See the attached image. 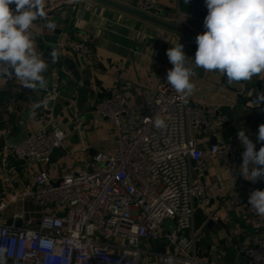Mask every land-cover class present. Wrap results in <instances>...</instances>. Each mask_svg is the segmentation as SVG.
I'll use <instances>...</instances> for the list:
<instances>
[{"label":"built area","instance_id":"1","mask_svg":"<svg viewBox=\"0 0 264 264\" xmlns=\"http://www.w3.org/2000/svg\"><path fill=\"white\" fill-rule=\"evenodd\" d=\"M72 3L83 5L86 11L93 7L90 0ZM134 7L150 15L160 12L157 0H136ZM45 11L48 16L50 10ZM69 49L91 57L87 39L69 44ZM45 94L55 99L60 88L54 84L51 91L45 88ZM96 111L114 128V146L89 154L84 169L55 180L44 167L27 186L6 173L8 194L0 202V246L7 248V264H142L146 255L156 264H201L195 236H184L194 227L197 205L207 202L208 187L204 180L194 179V173L205 170L206 161L214 157L233 183L240 178L237 136L202 150L192 135L193 131L214 130L220 123V108L193 104L188 96L175 93L163 76L153 90L144 93L141 103L130 104L114 88L109 98L96 105ZM156 117L166 126L156 127ZM0 135L5 137L7 130H0ZM55 149L70 154L65 133L46 125L21 144L6 146L3 164L6 168L12 157L47 166ZM27 203L36 205L38 211L15 212L9 225L7 210ZM230 204L238 206L242 199L234 198ZM166 221L176 229L165 230ZM42 240L51 241L52 247H42ZM241 253L249 264H264L261 239Z\"/></svg>","mask_w":264,"mask_h":264},{"label":"crops","instance_id":"2","mask_svg":"<svg viewBox=\"0 0 264 264\" xmlns=\"http://www.w3.org/2000/svg\"><path fill=\"white\" fill-rule=\"evenodd\" d=\"M72 1L45 0V10H50V13L43 21L34 22L30 31L37 50L43 54V37L61 30L60 44L64 47V56L73 59L80 70L92 72L90 88L80 86L78 90H71L68 78L54 76V84L59 86L60 94L55 98L56 106L48 116L45 97L40 103L36 102L42 89L33 91L23 88L11 77H4L0 83V130H7L4 137L6 146L19 145L31 133L53 125L65 133L70 154L47 166L16 161L10 157L5 168L4 149L0 148V202L7 200L8 191L4 183L7 172L21 186L32 185L37 171L44 167L53 179L58 180L67 173L84 169L89 154L112 149L116 132L99 117L96 105L109 98L114 88H118L130 104L141 103L144 93L153 90L159 79L172 68L166 56L167 49L182 43L180 36L151 24L143 23L137 29V19L103 4L92 1L91 11H86L83 5L74 7ZM157 2L162 15L177 23L178 0ZM47 22H55L57 28L49 31ZM84 39L88 40L90 58L69 49V44ZM193 46L190 42L183 49L189 63H193L195 56ZM194 72L192 81L196 89L188 96L189 100L201 107L220 108V123L214 130L192 132L200 148L208 150L212 145L228 142L237 136L239 129L244 128L256 144V150H259L262 144L257 142L256 134L259 125L264 123V97L259 101L257 97L264 94V78L253 77L249 82L229 84L218 71L195 68ZM240 146L239 167L244 151L241 143ZM239 177V181L233 183L221 161L214 157L206 161L205 170L194 173V179L204 180L208 187L207 202L197 205L194 227L184 236H195L201 264H249L248 257L241 250L258 239L264 242V217L257 215L248 204L253 190H264V180L252 183L240 174ZM238 197L242 199V204L232 206L230 201ZM23 210L34 212L38 208L32 203L12 206L6 212L7 222L13 221L15 212ZM210 222L214 226L222 222L226 228H208ZM208 246H211L210 251ZM142 264H156V261L146 255Z\"/></svg>","mask_w":264,"mask_h":264},{"label":"clouds","instance_id":"3","mask_svg":"<svg viewBox=\"0 0 264 264\" xmlns=\"http://www.w3.org/2000/svg\"><path fill=\"white\" fill-rule=\"evenodd\" d=\"M205 4V31L195 38L193 63H189L180 42L166 51L172 65L166 74L167 83L183 97L196 89L192 81L195 68L218 71L229 84L264 78V0H205ZM46 16L45 0H0V77H14L23 88L33 91L46 87L43 73L49 64L37 50L30 31L34 22ZM46 28L54 31L57 24L47 22ZM50 55L55 58L57 51L53 49ZM262 97L264 94L257 101ZM155 125L166 126L160 117H156ZM256 137L262 144L259 150L244 128L237 133L244 148L238 172L252 183L264 180V123L259 125ZM248 204L264 217V190H253ZM41 246L52 247V243L42 240ZM6 254L7 248L0 246V264H7Z\"/></svg>","mask_w":264,"mask_h":264},{"label":"water","instance_id":"4","mask_svg":"<svg viewBox=\"0 0 264 264\" xmlns=\"http://www.w3.org/2000/svg\"><path fill=\"white\" fill-rule=\"evenodd\" d=\"M91 1L103 4L137 19V29L140 28L141 24L147 23L180 36L185 49L187 48V45H189L190 42L194 44V54L197 50L195 38L198 34H201L205 31L203 24L204 18L207 15L205 0H178L179 14L177 15V23L171 22L167 17H164L161 12H159L157 15H150L135 9L134 5L136 0ZM181 5L184 8H182ZM61 34V30H56L53 34L45 35L43 37V45L45 47V52L42 54V56L48 62L49 69L47 72L43 73L46 78V87L42 88L43 91H40L37 94L38 101L36 100V102L40 103L42 98L45 97L44 104L48 109V116L51 115L53 108L56 106V100L47 96L44 93V89L47 88L49 91L52 90L55 81L54 76L60 79L62 77L68 78L71 81V90H78L80 86H83L84 88H90L91 86L92 72L90 70H80V68L73 61V59L64 56V47L60 44ZM53 49L57 51V56L55 58L50 55ZM61 66H63V69L61 68ZM51 74L53 76H50L49 78V75ZM5 146V138L1 137L0 148L4 149ZM64 157V152L59 149H55L51 155L50 163H54L58 159ZM57 184H59V182H57ZM7 223L11 225L13 224V221L8 220ZM16 225L19 227L22 226V221H17ZM213 226L214 225H212L211 222L208 224V228L213 229L215 227V230L226 228L222 222H218L216 226ZM163 228L167 231H171V229H176V226L173 222L166 221L163 223ZM205 245L206 244H200V246ZM208 248L210 251L211 246H208Z\"/></svg>","mask_w":264,"mask_h":264},{"label":"rangeland","instance_id":"5","mask_svg":"<svg viewBox=\"0 0 264 264\" xmlns=\"http://www.w3.org/2000/svg\"><path fill=\"white\" fill-rule=\"evenodd\" d=\"M37 217H38V215H37Z\"/></svg>","mask_w":264,"mask_h":264}]
</instances>
